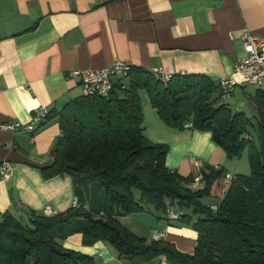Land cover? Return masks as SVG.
I'll return each mask as SVG.
<instances>
[{
	"label": "crops",
	"instance_id": "1",
	"mask_svg": "<svg viewBox=\"0 0 264 264\" xmlns=\"http://www.w3.org/2000/svg\"><path fill=\"white\" fill-rule=\"evenodd\" d=\"M244 30L264 34V0H0V124L29 122L40 107L51 114L32 132L0 128V161L13 165L10 179L0 181V221L9 213L28 224L30 212L45 214L46 205L56 213L81 203L102 207L101 199L91 197V175L74 182L66 174L45 179L40 170L52 161L50 150L60 135L58 112L83 95L71 70L109 66L118 59L151 72L202 74L218 82L241 57ZM254 87L251 98L264 90ZM141 90L143 133L168 145L170 170L187 176L198 160L231 174L250 173V166L248 173L238 165L227 168L228 158L210 131L166 126ZM147 207L119 220L147 240L163 232L161 239L191 253L197 239L192 226ZM58 242L92 256L96 264H134L104 241L84 244L81 233ZM139 264L168 263L159 256Z\"/></svg>",
	"mask_w": 264,
	"mask_h": 264
},
{
	"label": "trees",
	"instance_id": "2",
	"mask_svg": "<svg viewBox=\"0 0 264 264\" xmlns=\"http://www.w3.org/2000/svg\"><path fill=\"white\" fill-rule=\"evenodd\" d=\"M218 88L202 74H175L163 81L131 66L127 77L114 81L108 97L82 95L67 103L58 112L60 135L50 150L52 161L40 167L42 176L66 174L75 182L91 175V197L101 199L102 207L81 203L53 215L32 211L28 224L3 213L0 264H96L92 256L58 242L73 233H81L84 244L108 243L134 264L159 256L168 264H264V90L252 96L254 126L243 111L218 102ZM139 89L146 90L166 126L183 130L190 122L191 129L210 131L227 158L239 157L248 146L250 173L227 181L224 168L203 164L202 186L191 187L196 170L187 176L170 170L168 145L143 133ZM204 197H214L217 208ZM146 204L165 215L176 206V220L197 233L191 253L164 239L147 240L121 223L119 216L143 211Z\"/></svg>",
	"mask_w": 264,
	"mask_h": 264
},
{
	"label": "built area",
	"instance_id": "3",
	"mask_svg": "<svg viewBox=\"0 0 264 264\" xmlns=\"http://www.w3.org/2000/svg\"><path fill=\"white\" fill-rule=\"evenodd\" d=\"M243 53L234 64L233 71L230 75L221 77L218 80L219 98L227 99L231 96L236 86L253 85L264 88V34H255L248 30H244L241 35ZM131 65L121 60H114L109 66L75 69L69 72V75L76 78L81 86L82 94L85 96L97 95L108 97L113 89L114 81L120 77H127ZM153 74H158L159 78L167 81L172 77V74L163 73L160 68L152 70ZM124 88V85H122ZM49 116L47 108H37L29 122H5L0 124V128L9 130H22L26 132L34 131L44 120ZM184 128H191L190 122H185ZM242 138L247 139L248 135L243 134ZM193 167L196 170V175L191 187L198 188L202 186L203 176L201 173L202 164L198 160H194ZM13 171V165L9 160L0 161V181L10 179ZM224 178L231 181L234 174L230 172L224 173ZM74 206H78L77 204ZM211 209H216L217 205L210 206ZM46 215H53L56 212L46 205L44 208ZM180 215L179 211L168 207L166 217L169 220L177 219ZM163 232H153L154 240L161 239Z\"/></svg>",
	"mask_w": 264,
	"mask_h": 264
},
{
	"label": "rangeland",
	"instance_id": "4",
	"mask_svg": "<svg viewBox=\"0 0 264 264\" xmlns=\"http://www.w3.org/2000/svg\"><path fill=\"white\" fill-rule=\"evenodd\" d=\"M254 90H255V87L251 86V85H246L244 88L236 86L235 89H234V93L231 94L232 96L230 97V99L229 98L228 99H224V100L219 99L218 102L219 103H224V102L229 103V106H230L232 112L243 111L246 114V116L248 118H250L251 123L254 126H256L257 121H256V114H255L256 113L255 104H254L252 98L249 97V95H248V94L253 93ZM249 130L252 132L253 137L255 139V143L257 144V138H256L255 132L253 130V127L251 125H249ZM247 151H248V146H246L244 148V150L242 151V153H241V155L239 157L228 158V161H227L228 166H227V168L231 169V166L234 167L235 165H238L239 171H245V173H248L249 172V165H248V159H247ZM202 201L205 204L208 205L210 202L216 201V199L214 197H204L202 199ZM146 207L147 208H151L153 211H155V209L152 207V205H147L146 204ZM139 212H141V211H139ZM134 213H138V212H134ZM152 216L154 217V219L157 220L155 215L152 214ZM184 224L191 226V224H189V223H184Z\"/></svg>",
	"mask_w": 264,
	"mask_h": 264
}]
</instances>
